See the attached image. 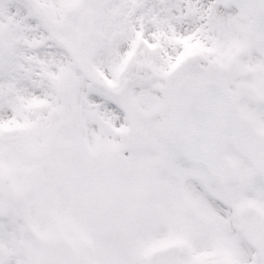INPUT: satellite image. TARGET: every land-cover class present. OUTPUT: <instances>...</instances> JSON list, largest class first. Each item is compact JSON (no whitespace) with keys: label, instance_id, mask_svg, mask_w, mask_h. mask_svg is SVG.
Returning <instances> with one entry per match:
<instances>
[{"label":"snow or ice","instance_id":"obj_1","mask_svg":"<svg viewBox=\"0 0 264 264\" xmlns=\"http://www.w3.org/2000/svg\"><path fill=\"white\" fill-rule=\"evenodd\" d=\"M0 264H264V0H0Z\"/></svg>","mask_w":264,"mask_h":264}]
</instances>
